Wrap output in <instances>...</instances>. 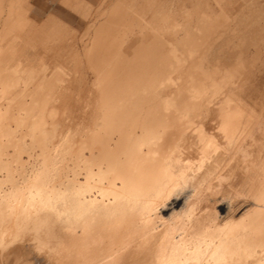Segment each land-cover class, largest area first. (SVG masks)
I'll return each mask as SVG.
<instances>
[{
	"label": "bare ground",
	"instance_id": "bare-ground-1",
	"mask_svg": "<svg viewBox=\"0 0 264 264\" xmlns=\"http://www.w3.org/2000/svg\"><path fill=\"white\" fill-rule=\"evenodd\" d=\"M32 1L0 0V264H264V0H58L76 34Z\"/></svg>",
	"mask_w": 264,
	"mask_h": 264
},
{
	"label": "rangeland",
	"instance_id": "rangeland-1",
	"mask_svg": "<svg viewBox=\"0 0 264 264\" xmlns=\"http://www.w3.org/2000/svg\"><path fill=\"white\" fill-rule=\"evenodd\" d=\"M58 0H33L32 6L34 8V16L36 20L42 19L46 16H50L56 20L63 22L67 28L74 34L80 33L82 30V22L78 19V16L75 15L71 10H66L58 5ZM89 4L94 5L98 0H86ZM247 199L243 196H235L232 199V209L235 217L240 216L246 208L248 207ZM219 201V202H218ZM217 209L220 211L221 201L217 200Z\"/></svg>",
	"mask_w": 264,
	"mask_h": 264
}]
</instances>
